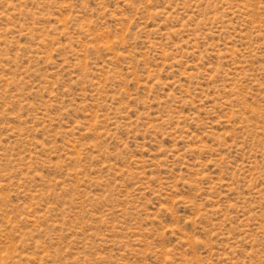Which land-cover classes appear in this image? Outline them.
<instances>
[{"label": "rangeland", "instance_id": "374dc122", "mask_svg": "<svg viewBox=\"0 0 264 264\" xmlns=\"http://www.w3.org/2000/svg\"><path fill=\"white\" fill-rule=\"evenodd\" d=\"M0 264H264V0H0Z\"/></svg>", "mask_w": 264, "mask_h": 264}]
</instances>
